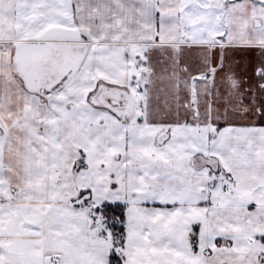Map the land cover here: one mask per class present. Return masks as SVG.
I'll list each match as a JSON object with an SVG mask.
<instances>
[{
    "label": "snow or ice",
    "instance_id": "6c2138e0",
    "mask_svg": "<svg viewBox=\"0 0 264 264\" xmlns=\"http://www.w3.org/2000/svg\"><path fill=\"white\" fill-rule=\"evenodd\" d=\"M0 264H264V0H0Z\"/></svg>",
    "mask_w": 264,
    "mask_h": 264
}]
</instances>
